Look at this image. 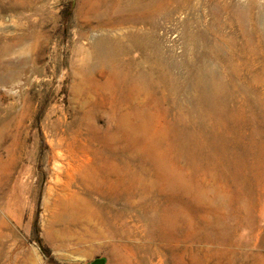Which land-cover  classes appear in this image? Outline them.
<instances>
[{"label":"rangeland","instance_id":"rangeland-1","mask_svg":"<svg viewBox=\"0 0 264 264\" xmlns=\"http://www.w3.org/2000/svg\"><path fill=\"white\" fill-rule=\"evenodd\" d=\"M41 245L264 264V0H0V264Z\"/></svg>","mask_w":264,"mask_h":264},{"label":"bare ground","instance_id":"bare-ground-1","mask_svg":"<svg viewBox=\"0 0 264 264\" xmlns=\"http://www.w3.org/2000/svg\"><path fill=\"white\" fill-rule=\"evenodd\" d=\"M143 79V78H142ZM144 80V79H143ZM61 165H57L56 166V170H57V174H56V176L53 178V183H54V185L56 186V185H58V184H60V177L58 176V175H60V171H61V167H60ZM63 185V184H62ZM60 186V185H59ZM51 187H53V185L52 186H50L49 187V189L51 188ZM54 188V187H53ZM53 188H51V189H53ZM55 190V189H54ZM49 191V190H48ZM56 191V190H55ZM52 192V191H51ZM60 192V191H59ZM54 193V192H53ZM61 194H62V196L65 198V197H67V195H68V193L66 192V189H63V190H61ZM52 194H50V196H51ZM52 197V196H51ZM51 197H50V199H51ZM49 207V206H48ZM59 209H62V202H60V200L58 199V197L55 199V204L52 206V208H51V211L50 212H56V211H58ZM50 216V215H49Z\"/></svg>","mask_w":264,"mask_h":264},{"label":"trees","instance_id":"trees-1","mask_svg":"<svg viewBox=\"0 0 264 264\" xmlns=\"http://www.w3.org/2000/svg\"><path fill=\"white\" fill-rule=\"evenodd\" d=\"M41 250L44 253V255L48 258L49 264H55L54 258L51 256L49 250L45 249L42 245H41Z\"/></svg>","mask_w":264,"mask_h":264},{"label":"water","instance_id":"water-1","mask_svg":"<svg viewBox=\"0 0 264 264\" xmlns=\"http://www.w3.org/2000/svg\"><path fill=\"white\" fill-rule=\"evenodd\" d=\"M88 264H107V262H106V259H104V258H98V259H96V260H94Z\"/></svg>","mask_w":264,"mask_h":264}]
</instances>
